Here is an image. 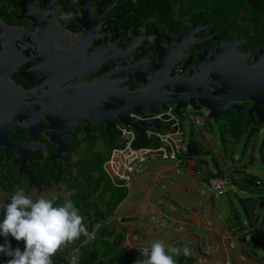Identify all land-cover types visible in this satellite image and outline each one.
Returning a JSON list of instances; mask_svg holds the SVG:
<instances>
[{
	"label": "flooded vegetation",
	"instance_id": "obj_1",
	"mask_svg": "<svg viewBox=\"0 0 264 264\" xmlns=\"http://www.w3.org/2000/svg\"><path fill=\"white\" fill-rule=\"evenodd\" d=\"M155 102L181 107L182 119L194 112L199 134L212 125L204 106H228L215 118L221 129L264 136V0H0V200L19 181L17 151L33 155L28 166L42 192L53 191L49 199L71 184L73 195L92 200L117 130L129 126L139 137L118 111L143 122L136 110ZM48 135L66 144L61 156L80 171L57 158L60 144Z\"/></svg>",
	"mask_w": 264,
	"mask_h": 264
},
{
	"label": "crops",
	"instance_id": "obj_2",
	"mask_svg": "<svg viewBox=\"0 0 264 264\" xmlns=\"http://www.w3.org/2000/svg\"><path fill=\"white\" fill-rule=\"evenodd\" d=\"M207 141L208 139H205L203 142L208 144ZM181 159L180 163L150 159L151 163L149 160L144 169L134 173L131 187H116L111 174L105 167H101L92 181L93 193H95L94 197H90L92 200L73 195V189L77 186L71 184L62 186L59 191L62 195L61 199L54 200V206L71 200L79 209L84 225L87 229L90 227L88 229L90 231L102 223L106 216L113 213H120V219L125 216L133 218L124 223L115 219L111 225L103 224L104 226L102 225L97 231L98 237L93 240L95 243L104 237L108 239L109 244L114 243L120 248L118 252H113L115 249L108 247L104 250L87 248L89 242H85L80 249L79 264H86L94 253L98 256L96 264L100 261L101 264H134V257L143 258L141 249L150 248L156 241H162L166 246L176 248V253L172 254L176 264H264L262 260L248 252L251 251L247 242L248 236L252 237L250 228L241 227L236 238L232 239V233H229L228 229L231 223H225L220 218L212 219L215 216V209H212L210 202L206 200V194H209V177L198 173L199 170L207 167L200 166L194 155L182 156ZM236 167L234 192L245 185L244 180L248 175L246 171L240 170L243 167L240 162L236 163ZM251 188L253 187H247V189ZM82 189L88 188L84 186ZM52 192L48 190L45 198L49 199ZM160 203L167 208L166 211L161 210L163 205H159ZM172 205L176 208H172ZM113 206L115 209L110 213ZM236 218L241 221L239 213ZM2 220L3 216L0 215V222ZM179 225H185L186 233H180L175 229ZM243 225L245 224L242 223ZM111 227L119 228V235H116ZM193 234L202 238L206 247L198 252L190 250V254L185 256V247L181 242L197 244L198 239ZM8 239L13 248L19 247L23 250V241L18 242L11 236ZM232 241L238 247L235 248ZM81 242L82 238L79 237L68 244L64 257L69 249ZM3 243L4 237L0 236V244ZM258 245L262 246L259 243ZM2 256L11 258L3 254Z\"/></svg>",
	"mask_w": 264,
	"mask_h": 264
},
{
	"label": "clouds",
	"instance_id": "obj_3",
	"mask_svg": "<svg viewBox=\"0 0 264 264\" xmlns=\"http://www.w3.org/2000/svg\"><path fill=\"white\" fill-rule=\"evenodd\" d=\"M65 17L71 18V13H65ZM238 162L244 166L248 161L241 159ZM216 164L223 173L221 162ZM236 168L235 164L231 173L234 184L231 187L236 186ZM215 173L218 175L216 169L213 171ZM0 207L5 209L0 222V236L4 237V243L0 244V254L11 257L5 264H52V256L62 246L77 240L85 232L84 219L71 200L54 206L53 199L41 196L34 200L23 189H19L12 194L9 203L0 204ZM9 236L18 242L23 241V250L13 248ZM176 251L175 247L156 241L150 248L141 249L143 259H137L134 264H176L172 255ZM189 254L190 250L185 247L184 255Z\"/></svg>",
	"mask_w": 264,
	"mask_h": 264
},
{
	"label": "rangeland",
	"instance_id": "obj_4",
	"mask_svg": "<svg viewBox=\"0 0 264 264\" xmlns=\"http://www.w3.org/2000/svg\"><path fill=\"white\" fill-rule=\"evenodd\" d=\"M185 113L182 119L184 129L186 131L185 145H187L191 139L192 140L194 139L200 145L203 146V152L194 155V159L198 160L200 166L207 167L208 171H211L209 173H213V171L215 170L213 166L214 162H218L219 164L221 160L228 162L229 158H231L235 162H238L241 159H243V161H247L248 159H250L251 161L245 162L244 166L241 167L240 170L246 171L248 176L254 175L256 176V178L264 180L263 134H260L259 137L257 138L250 139L248 137V132L246 130H241V129L239 130L237 127L234 128L232 126L224 128L223 126L225 132L224 134L222 133L223 128L221 129L220 127L222 126L224 120L218 122L215 119L211 120V124L213 126L206 125L199 134L198 131L192 129V122L190 121L188 114ZM204 113H206V111H204ZM205 139H208L207 141L208 144L203 142ZM112 147L113 145L109 146L107 153H105L106 155L104 156V160L109 159L110 151L112 150ZM233 171H234V167L231 168V173ZM3 179H5V177ZM11 180L12 183L15 184L16 180L15 181L13 179ZM25 184L26 183H23V185ZM1 186L2 185L0 184V187ZM252 187L253 188L251 189H247V187L243 186L242 188H239L238 191L234 192L235 186H233L231 188L225 189V191H223L222 194L216 195L215 216L212 219L215 220L220 218L225 223H231L228 229H229V233H232L231 234L232 239L236 238L241 227L254 228L256 226V223L253 221V219L248 221L244 210V206L240 201L242 198L246 201L253 200L256 197H258L260 194H263L262 191L259 188H256L254 184L252 185ZM207 188H208V184H207ZM209 190L211 193L213 192L211 191V189ZM114 209L115 206L111 208L110 213H113ZM234 211H238V213L241 216V221L237 220ZM210 212L211 210L209 211V213ZM119 214H117V218H116L118 222H120L121 220L119 218ZM263 215H264V210L261 213V216ZM242 223L245 225L242 226ZM178 227H181V229H178V232L186 233L187 228L185 227V225H179ZM88 229H90V227H88ZM111 230L116 235H119V228L111 227ZM257 233L260 235V237L264 238L263 228H260V231ZM232 242L235 248L238 247L236 244H234V241ZM247 242L249 243L251 248V251L248 252L264 262V247L253 245L252 244L253 240L251 239V235L248 236ZM86 247L96 248L97 250H104L105 248L108 247V248H112L113 250L115 249L113 252H118L120 250V248L116 246L114 243L109 244L108 239H104V237L102 239L97 240L95 243L94 241L89 242ZM178 248L182 249L181 247ZM136 260L137 258L134 257L133 263Z\"/></svg>",
	"mask_w": 264,
	"mask_h": 264
},
{
	"label": "built area",
	"instance_id": "obj_5",
	"mask_svg": "<svg viewBox=\"0 0 264 264\" xmlns=\"http://www.w3.org/2000/svg\"><path fill=\"white\" fill-rule=\"evenodd\" d=\"M192 126L196 130H200L202 122L194 112L187 113ZM143 122L158 121L163 127L157 129L153 127H145V138L151 140V144L146 143L143 146H136L138 136L132 128L122 127L121 133L124 137V143L117 146L112 152L110 160L106 163L108 172L113 178L114 185L131 187L132 178L135 172L145 168V164L150 159H162L180 163L183 155H188V150L185 145V130L182 118L175 112L172 106L156 113L148 112L142 115ZM119 128V129H120ZM139 135V134H138ZM250 155V154H249ZM249 161V159L247 160ZM235 161L229 158L228 162L221 160L222 174L209 173L206 168L198 171L200 175L209 177L210 189L218 194H222L225 189L234 184V177L231 174V168L234 167ZM255 186L263 185L262 182L256 181ZM116 219V213L108 215L104 221L95 226L93 231H90L85 226V232L81 234L82 242L75 247L69 249L65 256L67 264H79L80 249L85 242H91L98 237L97 231L103 225H111ZM66 246H62L55 255L52 256V264L57 262L62 256ZM6 259L0 255V264H5ZM55 261V262H54ZM56 264V263H55Z\"/></svg>",
	"mask_w": 264,
	"mask_h": 264
},
{
	"label": "water",
	"instance_id": "obj_6",
	"mask_svg": "<svg viewBox=\"0 0 264 264\" xmlns=\"http://www.w3.org/2000/svg\"><path fill=\"white\" fill-rule=\"evenodd\" d=\"M167 105L166 104H162V103H159V102H155L153 104H149V105H146L144 107H138L139 109L136 110L137 114H147L148 112H151V113H156L158 111H161V110H164L166 109ZM195 111H201V108H194ZM204 110L206 111L205 115H207V119L208 120H212V119H215V118H218V119H221L222 116L224 114H226L228 112V106H226L224 109H221V110H214L213 108H211L210 106H204ZM176 113L178 114H182V108L181 107H176ZM194 111V110H193ZM119 119H120V123H122L123 125L125 126H128L129 124H131L138 132L139 134V139H138V142L136 145L138 144H148L149 142H144V138H145V133H144V128L145 127H151L152 125H155L156 127H161L160 124H158L156 121H148V122H141V121H135V120H131V121H128V120H122L121 117H122V114L120 111H118V116H117ZM96 124L98 125H104L105 128H106V131L109 132L110 130V125L108 124V122L106 121H101V122H96ZM84 132L86 134L87 137L91 138V135L89 134V128L92 127V124L90 123H87V122H84ZM94 132V131H93ZM119 132V133H118ZM50 137V135H48ZM117 136H118V140L116 142V146H119V144L122 142L123 140V137L121 135V132L117 130ZM51 138V137H50ZM51 142H54V143H57V144H60L57 140H53L51 138ZM66 144H60L59 146V154L57 155V158L61 156V151L60 149H64ZM187 150H188V153L191 154V155H196L198 153H202L203 152V148L202 146H200L198 144L197 141H190L188 144H187ZM7 151V150H6ZM36 151L39 155L42 154V151L43 149H40V148H36ZM16 155H17V159L16 161L14 162L15 166L18 168L17 172H18V182L16 184H13V186L11 187L10 192L11 194H14L15 190H19V189H23V191L25 192V194L27 196H30L31 198H33L34 200L37 199V193H40V194H46V189H44V192H42L43 190V186L40 185L39 183H36V179L37 177L35 176V173L29 168L28 166V163L31 162V164L35 163V158L32 157L26 153V156H24L22 154V152L20 153L19 151L16 152ZM57 158H53V161L55 163V159ZM60 160H62L63 162H65L68 166H74V168H77L78 171H80V164L78 163H71L70 162V158L68 156H61V158H59ZM214 168L217 170L218 174H221V170L220 168L218 167L217 164L214 163ZM89 171V170H88ZM84 172H87V171H84ZM80 178L85 180L86 178L84 176H82V174H80ZM24 178H27L28 181H29V184H28V187L27 185H23L24 183ZM7 185H12L10 183H8ZM6 186V185H5ZM30 189V188H36L37 189V193H33L34 195H31V193H29L26 189ZM2 189H0V197H4V192L1 191ZM42 192V193H41ZM48 192V190H47ZM36 194V195H35ZM42 196V195H41ZM43 196V197H44ZM216 195L215 193H211L209 191V194H206V200L208 202H210L211 204V208L212 209H215V206H216ZM10 200H1L0 204H6V203H9ZM162 203H160L159 205H161ZM163 205V204H162ZM173 206V205H172ZM163 211H166L167 208H165V206L163 205L161 207ZM172 208H176V207H172ZM5 209L0 207V215L3 216V213H4ZM214 211V210H213ZM212 216H214V214H212ZM133 218L131 216H125L121 219V222H128L130 220H132ZM175 229H181V227H175ZM172 230V229H171ZM174 231V229L172 230ZM193 232V231H192ZM197 239H198V243L197 244H194V243H188V242H181V244H183V246L187 247L188 249L192 250V251H201V250H204L206 245H205V242L204 240H202V238H200L197 234H193ZM252 239V238H251ZM253 240V239H252Z\"/></svg>",
	"mask_w": 264,
	"mask_h": 264
},
{
	"label": "trees",
	"instance_id": "obj_7",
	"mask_svg": "<svg viewBox=\"0 0 264 264\" xmlns=\"http://www.w3.org/2000/svg\"><path fill=\"white\" fill-rule=\"evenodd\" d=\"M263 146H264V142H263ZM251 160H249L248 162H250ZM256 181H260L263 183V185L261 186H256V188H259L263 194H260L258 197H256L253 200H250V202H246V200H244L243 198L240 200L244 206V210L246 213V216L248 217L249 220H252L256 223V226L254 228L250 227L251 233H252V239L253 242L252 244L254 245H258V243L260 245H262L264 247V238L260 237V235L257 233L260 231V228L264 229V215L261 216L262 211L264 210V180L262 179H258L256 178V176H246L245 177V185L246 187H250L253 184H257ZM255 184V185H256ZM251 199V198H249ZM235 213V217L237 216L238 211H234ZM111 215V214H110ZM107 217V216H106ZM248 220V221H249ZM260 223V224H259ZM261 225V226H259ZM22 250V248H21ZM67 253V249L65 251H63L62 256L59 258V260L57 262H55L56 264H67V261L64 257V255ZM2 255V254H0ZM6 260H8L6 257H4ZM98 259V256L94 253L93 256H91V258L89 259V261L86 264H96V260ZM54 263V264H55ZM264 263V262H263ZM97 264H101L100 262H97Z\"/></svg>",
	"mask_w": 264,
	"mask_h": 264
}]
</instances>
